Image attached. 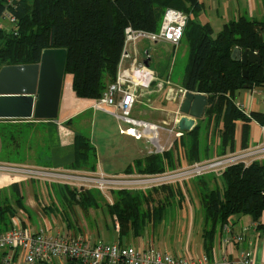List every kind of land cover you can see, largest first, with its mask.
<instances>
[{
    "label": "trees",
    "instance_id": "trees-1",
    "mask_svg": "<svg viewBox=\"0 0 264 264\" xmlns=\"http://www.w3.org/2000/svg\"><path fill=\"white\" fill-rule=\"evenodd\" d=\"M7 1L0 0V18L7 8ZM15 4L12 13L19 21L17 35L0 31V70L5 66L37 64L44 50L64 49L67 51L65 73L73 76L75 95L89 100L100 99L116 83L128 27L158 32L167 9L184 12L189 16V22L182 43L188 49L189 60L180 86L187 92L207 95L205 120L209 126L213 124L214 130L219 129L221 123L223 125L218 155L221 157L234 151L236 122L257 121L264 126V113H251L248 117L235 103L238 93L264 88V21L241 17L225 25L215 37L210 27L199 22L203 11L200 0H16ZM235 48L257 53L261 63L244 66L233 60ZM35 124L32 121H7L0 126L4 147L12 146L7 153L9 161L25 160L26 155L17 157L13 147L17 142L20 146H30L31 137L41 128ZM201 131L199 124L183 140L191 164L213 157L207 151L202 155ZM248 131L245 125L244 146ZM54 157L56 162L66 160L67 167L73 170H95V149L83 135H76L70 154L61 156L56 150ZM135 167L145 174L173 170V153L150 156ZM222 178L224 190L217 188V178L213 175L194 181L201 205L202 246L209 258L217 233L230 218L247 215L259 222L264 212V162L231 166ZM60 188V194H64L70 207L98 208V198L103 199L97 191ZM161 192L166 195L161 197ZM180 194L171 187L149 192L120 190L113 193L114 202L108 204L109 213L116 218L121 236L131 230L133 236L139 237L147 223L157 225L164 220L173 200L182 199ZM12 205L25 209L18 184L13 185L9 193L0 190V233L13 229L17 211Z\"/></svg>",
    "mask_w": 264,
    "mask_h": 264
},
{
    "label": "crops",
    "instance_id": "crops-1",
    "mask_svg": "<svg viewBox=\"0 0 264 264\" xmlns=\"http://www.w3.org/2000/svg\"><path fill=\"white\" fill-rule=\"evenodd\" d=\"M222 1L200 0L203 11L199 15V22L203 26L210 27L215 37L223 30L225 25L241 17H247L259 22L264 21V0H225V10L220 14L219 8ZM160 44H166L170 49L183 50L188 55V49L182 42L177 48L169 43L162 42ZM160 44L146 40L132 43L127 47L130 57L122 63L120 59L118 74L125 79L136 80L137 82L141 71L153 74L151 76L153 80L149 85L137 87L139 98L136 100L129 117L123 116L121 110L116 107L97 109L95 107L96 100L78 98L73 90V76L65 73L64 80L68 77V83L65 87L63 82L57 119L53 121H32L36 123L35 125H41V128L31 137L30 146H28L29 144L26 146L21 144L20 146L17 142L16 147H13L16 149L17 157L20 156L22 158L24 154L26 155L25 160L20 162L9 161L7 153L10 152L12 146L6 145L4 147L5 145L0 137V165L34 167L48 171L64 170L75 173L98 174L108 178L154 176L158 174L141 173L135 165L139 162H144L150 156L161 155L169 151L173 153L175 167L173 170H167L163 173L208 161L205 158L200 162L191 164L188 161V150L183 144L184 138L199 124L202 127L201 139L199 140L202 155L207 151L208 154L213 156L209 160L219 158L218 149L221 142L220 134L223 130L222 123L219 129L214 130L213 124L211 126L208 125L209 123L205 120L204 114L202 119L196 122V126L191 132L182 133L176 129V123L182 116L179 113L180 105L183 101L180 93L182 89L180 82L185 71L180 70L178 74L174 75L175 70L172 69V63H166L169 67L162 68L161 64H159L160 51L158 45ZM117 99L120 101L121 95H118ZM235 103L239 110L243 111L248 117L251 113H264V88L246 89L238 93ZM6 123L7 121L0 120V126ZM235 125V149L227 155L245 151L264 143V126L259 122L252 121L245 124L239 121ZM245 125L248 126L249 131L247 143L244 146L243 132ZM87 126L91 130L87 131L86 134L82 133L84 132L82 130ZM50 130H52L51 135ZM39 132H43L42 141L39 140ZM76 135L87 137L91 146L94 147L97 156L94 171L73 170L67 167L66 160L55 161L54 154L56 150L61 156L68 155L73 151ZM7 146H10V148L8 149ZM56 163L59 166H56ZM130 169H132L131 173L129 172ZM210 175L218 178L222 177L223 174ZM194 181L195 179H191L182 183L162 185L146 190H130L149 192L162 187H171L181 193L182 199L179 198L178 203H173L169 206L163 220L164 222L167 221L168 212L170 213L173 210L180 212L181 210L182 218L179 219V228L182 231L181 235L178 236V244L175 243L176 239L173 237V233L168 234L169 236L172 234L169 240H167L168 236H165L166 245L164 247H162V243L160 245L157 243L156 227L161 225L163 221L157 225L154 222L147 223L143 234L139 237L133 236L131 230H129L128 234L121 236L119 224L116 218L111 215L116 236H112L106 243L117 242L124 246H136L141 249L150 247L172 256H185L196 259L207 257L202 246V218L196 228L197 217L187 216L186 213L190 207L188 195L196 192L199 198ZM39 182L56 185V183L45 182V180H27L0 173V190L9 193L11 187L18 184L23 193L25 209L12 205L17 211V215L13 219V228L15 218L20 217L24 225L32 227L35 231L44 230L71 238L85 235L93 244L103 243L95 239L100 237L101 233H104L105 225L102 226L99 233L94 232L95 228H90L86 224L88 219L84 215L79 217L75 209L80 207L84 212H88L90 209L97 208L92 206L86 210L79 205L70 207L66 198H64V194L57 193V190L46 185L44 190H40L36 186L40 184ZM78 190L85 191V189ZM54 192L58 195V199L55 198ZM112 198L114 199V197ZM200 211L201 205L199 204L197 214L199 213L200 215ZM99 223L100 221L97 222L98 226ZM230 223L234 225V229L237 232H245L244 243L242 245L227 246L224 242L225 233L220 230L216 236L212 255L210 258L207 257L209 262L218 264L225 254H228L231 264H236L243 251H250L253 254L254 264H264V212L259 222L253 221L247 215H235L230 218ZM186 238L187 240L185 241ZM167 241L171 245H168ZM5 254L6 252L0 251V264H2ZM70 264L76 263L72 262Z\"/></svg>",
    "mask_w": 264,
    "mask_h": 264
},
{
    "label": "built area",
    "instance_id": "built-area-1",
    "mask_svg": "<svg viewBox=\"0 0 264 264\" xmlns=\"http://www.w3.org/2000/svg\"><path fill=\"white\" fill-rule=\"evenodd\" d=\"M15 1H7V8L0 18V31L6 30L17 35L19 21L12 13V8L16 9ZM188 22L189 16L187 14L169 8L164 14L158 32L128 27L125 30V46L121 63L130 57L127 47L142 40L156 44L164 42L175 48L179 47ZM151 76L153 74L141 71L136 82V80L125 79L118 74L116 83L111 85L103 96L95 101V107L97 109L116 107L121 110L123 116L129 117L136 100L139 98L137 87L149 85L153 80ZM180 93L184 98L187 91L181 89ZM118 95H121L120 101L117 99ZM253 162H264V143L245 151L154 176L108 178L97 175L101 178L99 179L101 188L111 189L112 192L146 190L162 185L182 183L210 174H223L231 166L238 164L249 166ZM0 173L15 177H27L31 180H45V182L50 183H56L59 177L62 179L76 178L84 179L86 185L91 184V180L85 176L88 174L62 170L48 171L42 168L0 165ZM74 190H78V188H74ZM16 218L13 229L0 233V251L6 252L2 264H69L71 262L76 264H212L206 256L201 259L172 256L150 247L141 249L136 246H124L117 242L93 244L85 235L71 238L44 230L35 231L32 227L24 225L20 217ZM222 230L225 233L224 242L227 246L244 243L245 232H237L230 221L223 226ZM218 264H231L228 254H225ZM236 264H254L253 254L250 251H243Z\"/></svg>",
    "mask_w": 264,
    "mask_h": 264
},
{
    "label": "water",
    "instance_id": "water-1",
    "mask_svg": "<svg viewBox=\"0 0 264 264\" xmlns=\"http://www.w3.org/2000/svg\"><path fill=\"white\" fill-rule=\"evenodd\" d=\"M232 59L244 66L261 63L255 52L235 48ZM67 51L44 50L40 62L32 65L5 66L0 70V120L53 121L58 117L62 86L65 77ZM148 64V63H146ZM247 76L248 72L245 71ZM208 98L187 92L180 105L182 115L176 129L191 132L205 114Z\"/></svg>",
    "mask_w": 264,
    "mask_h": 264
},
{
    "label": "rangeland",
    "instance_id": "rangeland-1",
    "mask_svg": "<svg viewBox=\"0 0 264 264\" xmlns=\"http://www.w3.org/2000/svg\"><path fill=\"white\" fill-rule=\"evenodd\" d=\"M224 1L225 0H223L221 2V7L219 8L220 14H222L223 11L225 10ZM158 49L160 51L159 52V58H160L159 64L162 65V68H167V67H165L166 63H170V64L172 63V69L175 70L174 75L178 74V72L180 70H182L183 72L185 71V68H186V66L188 64V60H189V57L185 51L180 50V49L175 50L173 48L170 49V47H168L166 44L165 45L164 44L158 45ZM172 74H173V71H172ZM67 83H68V77L64 80V86L65 87L67 86ZM90 130H91V128L89 126H87L82 130V131H84L82 133L86 134V132L90 131ZM39 136H40L39 140L42 141L41 139L43 136V132H39ZM62 171H64V170H62ZM82 172H84V171H82ZM82 174H85V173H82ZM85 176H87L91 180V184L86 185L84 179H76V178H63L62 179L61 177H59V179L56 180V185H55L56 189L54 188V190H57V193H59V189H61L60 187H67L70 189L78 188V189H82V190L85 189V191H87V190L97 191L102 195L103 199H101L100 197L98 198V199H100V203H99V206L97 209H90L88 212H84V210L80 207H76L75 209L77 210V215L79 217H82V215H84L86 217V219H88V221H86V224L90 228L94 227L95 228L94 232L99 233V231L102 229V226L105 225L104 226V233L103 234L101 233L100 237L97 236L98 238L95 240L106 243L108 240H110L112 238V236L113 237L116 236L114 222L112 220V217L110 216L109 208H108V204H113V202H114V199L112 198L114 192H112L111 189L107 190V189L101 188L100 182H99V179H101V178L97 174H95V175L94 174H88ZM21 178L29 180V178H27V177H21ZM39 183L40 184L36 185V186L40 190H44L45 185L53 188V184L50 185V184L44 183V182H39ZM217 184H218L217 188H219L220 190H224L225 182H224L222 177L217 178ZM119 187H121V186H119ZM160 194H161V197H164L166 195V193H164V192H161ZM54 196H55V198L58 199V195L55 192H54ZM188 200H189V206L190 207H189V211L186 213H187V216L192 215L193 218L197 217V225H196V228H197L198 225L200 224V220H201V216L199 215V213L197 214V207L200 204V200H199L198 196L196 195V192H195V194L190 193V195H188ZM173 201L174 202H172V203H178L179 198L177 197ZM44 204H45V202H44ZM168 216H167L168 217L167 221H165V222L163 221L161 223V225L156 227L157 228L156 229V236H157L156 241L159 245L162 243V247H164L166 245L165 238L168 236L167 240H169V237L172 236V234L170 236L168 234L173 233L174 234L173 237H175V239H176L175 243H177V240H179L178 236L181 235V231H182L181 228H179V219L182 218L181 210H180V212L176 211V210H173L170 213L168 212ZM99 221L101 224L99 223V226H98L97 222H99ZM196 228H195V230H197ZM149 231H151V229H149ZM186 240H187V238L185 239V241ZM167 242H168V245L169 244L171 245V243L169 241H167ZM179 243H180V241H179Z\"/></svg>",
    "mask_w": 264,
    "mask_h": 264
}]
</instances>
